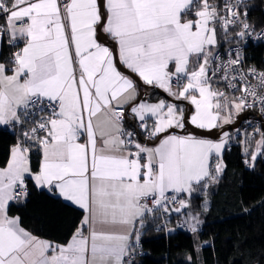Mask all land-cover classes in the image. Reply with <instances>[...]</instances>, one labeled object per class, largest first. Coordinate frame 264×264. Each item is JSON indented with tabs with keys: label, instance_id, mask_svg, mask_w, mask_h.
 <instances>
[{
	"label": "snow or ice",
	"instance_id": "obj_1",
	"mask_svg": "<svg viewBox=\"0 0 264 264\" xmlns=\"http://www.w3.org/2000/svg\"><path fill=\"white\" fill-rule=\"evenodd\" d=\"M245 9L243 0H0V36L7 34L13 45L26 41L13 54V67L0 63V125H33L0 168V264H125L134 225L143 224L145 213H180L189 203L181 199L170 208L176 196L169 192L191 197L217 182L228 133L213 141L176 130L186 124L216 129L257 103L264 112V70L243 69L239 47L228 49L226 60L219 53L218 30L225 42L264 40V32L253 37ZM118 63L170 98L130 107L138 132L122 127L124 106L138 92ZM45 110L50 114L35 118ZM101 113L108 130L93 123ZM259 134L257 150L245 161L250 166L264 155ZM33 146L41 155L35 171ZM28 179L85 211L67 244L41 240L20 227L19 217L8 216L9 203L29 195ZM198 215L186 221L193 233ZM98 224L127 230L98 231Z\"/></svg>",
	"mask_w": 264,
	"mask_h": 264
},
{
	"label": "trees",
	"instance_id": "obj_2",
	"mask_svg": "<svg viewBox=\"0 0 264 264\" xmlns=\"http://www.w3.org/2000/svg\"><path fill=\"white\" fill-rule=\"evenodd\" d=\"M210 1L220 5L222 0ZM248 7L251 21L263 26L264 0H250ZM218 41L220 47L234 42H225L219 30ZM16 46L5 41L2 59L7 64ZM253 52L252 61L264 65V44L255 46ZM23 129L17 125L0 127V166L7 164L11 148L22 139ZM244 145L241 140L229 144L223 154L225 168L217 182L209 185L207 192L192 193L190 203L200 221L197 231L190 230L185 209L168 213V228L161 225L160 214L148 213L139 239L143 246L131 264H264V156H257L254 166L246 164L252 153L245 151ZM30 158L35 171L41 155L34 146ZM27 185L29 195L13 201L9 213L19 216L22 225L38 236L68 242L85 211L46 190H38L30 179ZM182 196L185 200L186 195ZM207 198L210 207L204 209L202 203Z\"/></svg>",
	"mask_w": 264,
	"mask_h": 264
},
{
	"label": "built area",
	"instance_id": "obj_3",
	"mask_svg": "<svg viewBox=\"0 0 264 264\" xmlns=\"http://www.w3.org/2000/svg\"><path fill=\"white\" fill-rule=\"evenodd\" d=\"M250 0H243L244 5H246V11L248 13V23L254 26V33H253V37L255 36L256 33H260V32H264V25L259 27L258 25H256L255 23H253L250 19V8L248 7ZM223 4V0L221 1L220 5ZM236 31L239 30V28L237 27L235 29ZM264 44V40L261 39H255V38H247V42H241L239 44H237L236 41L229 43L227 45H225L224 47H219V53L221 55V57L223 59H228L226 52L228 49L230 48H237L239 47L241 50V55L243 58V64H242V68L243 69H248V68H255L257 70H264V65L259 66L258 64L254 63L252 61L253 58V49L255 46ZM20 49L16 48L12 54H14L15 52L19 51ZM264 57V54H263ZM251 83L255 84L256 81L254 79H252L251 77L249 78ZM173 85H175V81L173 82ZM218 89H220L221 91H226V94L228 96H233V93L230 90H227L225 88V86L223 84H218L217 86ZM234 95H240L239 92L235 93ZM249 103H251V98L249 99ZM35 111V110H34ZM244 111H248L250 112V115L247 119L243 120L242 124L240 127H238L237 129L230 131L229 134V143L230 145L232 144V142L234 141V139L236 140L237 138H243V137H248V138H254L257 134L264 132V112L261 111V106L259 103L256 104L255 107H250V108H246L244 109ZM126 113H127V108L124 107V114L122 115L121 119H122V127L126 130V131H134V132H138V121H134V123H128L127 119H126ZM50 113L47 112V110H45L44 112H38L37 115L35 116L36 119H39L40 116H45V115H49ZM16 126V125H15ZM17 126L22 127L21 125L17 124ZM24 131H27L30 127H32V123L31 121H25L24 122ZM16 128V127H15ZM17 129V128H16ZM257 129H259V133L256 131ZM142 143L145 142L144 141V137L143 136H138L137 137ZM27 183V180H26ZM176 196V200L175 202H172L169 206L170 208H175V207H179V200L183 199L182 193L177 195L175 193L169 192L168 196L169 198H171L172 196ZM149 206L151 207V201H148ZM153 213H158L162 216V220H161V225H163L164 227L168 228L170 226V222H168V213H165L163 211L162 208L157 209L155 211H153ZM142 243L141 241H138V243H134L133 245V250H131V252H129V254L126 256V260L128 264H131L135 261L136 257H137V250L142 248Z\"/></svg>",
	"mask_w": 264,
	"mask_h": 264
},
{
	"label": "crops",
	"instance_id": "obj_4",
	"mask_svg": "<svg viewBox=\"0 0 264 264\" xmlns=\"http://www.w3.org/2000/svg\"><path fill=\"white\" fill-rule=\"evenodd\" d=\"M209 3H212V4H214L213 2H211L210 0H209ZM188 18H194V17H192V16H189ZM0 19H2V17H0ZM4 23H5V20L4 21H0V26H3L4 25ZM9 39H10V37L7 35V34H4V35H2V36H0V63H3L4 65H5V67L6 68H11V67H13V65L11 64V63H9V64H7L3 59H2V53H3V47H4V43H5V41H7L8 43H9ZM26 41L23 39V38H20V39H18L16 42H15V44L13 45V44H11L12 46H16L15 48H18V49H21L23 46H24V43H25ZM10 44V43H9ZM106 46H108V47H110V48H112V44L111 43H108ZM14 48V49H15ZM12 56H13V54H12ZM12 56H11V59H12ZM119 68V67H118ZM119 70L120 71H122L120 68H119ZM170 70H172V67L170 66ZM123 72V71H122ZM125 73V72H124ZM6 75H12V73H11V71H8V72H6L5 73ZM126 75H129V74H127V73H125ZM131 76V75H130ZM132 77V76H131ZM132 79L134 80V82L136 83V86H137V92H138V95H137V97H136V99L135 100H133L129 105H125L124 107H126L127 108V113H126V119L128 120V119H130V120H133V121H138L134 116H133V114L129 111V109H130V107L132 106V105H134L135 104V102H136V100L138 99V97H139V95H140V88H139V86H138V84H137V82H136V80L132 77ZM174 86V85H173ZM217 86H218V84H216V85H214V87H216L217 88ZM175 87V86H174ZM229 97H231V96H229ZM159 99H165V100H168L167 98H165L164 96H161L160 94H158V93H152V95H150V96H144V98L142 99V100H140L139 102H141V101H146V102H148V103H154V102H156L157 100H159ZM181 107H185V108H187V105H185V104H181ZM243 112V111H242ZM235 115L233 114V117H234ZM233 120H234V118H233ZM151 120H149V123L151 124ZM93 123L94 124H99L100 126H101V128H103V129H105V130H108L110 127H111V124H110V122L108 121V118H107V116L104 114V113H101V114H99L96 118H94V120H93ZM10 126H12V125H0V127H10ZM179 133V132H178ZM179 134H191V133H187V132H184V133H179ZM193 136H196L197 138H206V139H211V140H213V141H219L220 139H213V138H209V137H201V136H197V135H194V134H192ZM20 141V140H19ZM18 141V142H19ZM229 137H228V143H226V145H225V147H224V149L222 150V153H221V157H223V154H224V151L229 147ZM17 142V143H18ZM80 142H84V139L82 138L81 139V141ZM16 143V144H17ZM97 144H98V148L100 147V145L102 144V141L99 139V132H98V142H97ZM31 154V153H30ZM29 154V155H30ZM9 159H10V157H9ZM30 161H31V158H30ZM216 162H217V157L215 156V155H213L212 156V158H211V163H212V166H213V168H214V166H215V164H216ZM7 165V164H6ZM6 165H4V166H0V168H4V167H6ZM219 178V177H218ZM211 185V184H210ZM209 187V186H208ZM206 192H207V190H206ZM182 194H184V195H186V198L185 199H187V197H188V195L186 194V193H182ZM207 195V194H206ZM207 200H209L208 198L207 199H204V201H203V203H202V206H203V208L204 209H208L209 207H210V202H207L206 203V201ZM13 202V201H12ZM12 202H10L9 203V207H10V204L12 203ZM67 202H69V201H67ZM69 203H71V204H73L72 202H69ZM75 205V204H74ZM75 206H77V205H75ZM9 207H8V216L9 217H19V216H17V215H12V214H10L9 213ZM79 207V206H78ZM185 213H187V219H188V217H189V214H192V215H196L197 213H194V211H193V209H192V206H191V203H190V206L187 208V209H185ZM185 213H184V216H185ZM85 215H86V213H85ZM84 215V216H85ZM148 215V213H145V215H144V218H143V224H141L139 221H137L136 223H135V225H134V229H135V231L133 232V235H132V238H131V240H130V243L132 244V245H134V243L136 242V240H135V236H136V233H138L139 234V239L141 238V228L143 227V225L145 224V220H146V216ZM186 218V217H185ZM19 219H20V217H19ZM20 227H22V228H24L26 231H28V232H30L32 235H34V236H36V237H38L39 239H41V240H45V241H49V242H51V243H53V244H61V245H65V244H67V242H65V243H57V242H55V241H53V240H50V239H47V238H44V237H41V236H38V235H36V234H34V233H32L30 230H28V229H26L23 225H22V223H21V219H20ZM96 228H97V230L98 231H115V232H124V231H126L127 229L126 228H123V227H120V226H115V227H113V226H108V225H97L96 226ZM88 231H89V229L87 228V227H85V229H84V234L85 235H88ZM129 252H131V250L129 251ZM51 253H49V255H50ZM126 259V257L124 258V260Z\"/></svg>",
	"mask_w": 264,
	"mask_h": 264
},
{
	"label": "water",
	"instance_id": "obj_5",
	"mask_svg": "<svg viewBox=\"0 0 264 264\" xmlns=\"http://www.w3.org/2000/svg\"><path fill=\"white\" fill-rule=\"evenodd\" d=\"M111 43V42H110ZM112 44V43H111ZM113 47V44H112ZM118 67L125 73L131 75L137 82L139 88H140V95L138 97V99L136 100V103H139L140 100H142L144 98V96H150L152 95V93H158L161 96H164L165 98L170 99L166 93L163 92V90L160 89H155L149 86H146L142 83V81H140L134 74H131L128 72L127 69H125L122 65H120L118 63ZM185 105H187V109L188 111H191L192 109L188 106V102H181ZM250 115V112L248 111H244L241 112L240 114L237 115L236 119L233 120V122L231 124H226L223 125L222 127L216 128V129H212V130H205V129H199L194 125L191 124H186V127L184 130H176L179 133H191L197 136H201V137H209V138H213V139H220L222 137V134L226 131H233L235 129H237L238 127L241 126L243 120L247 119Z\"/></svg>",
	"mask_w": 264,
	"mask_h": 264
},
{
	"label": "rangeland",
	"instance_id": "obj_6",
	"mask_svg": "<svg viewBox=\"0 0 264 264\" xmlns=\"http://www.w3.org/2000/svg\"><path fill=\"white\" fill-rule=\"evenodd\" d=\"M181 104H183V103H181ZM233 114L235 115L233 118H236V116L238 115V114H235V113H233ZM226 133H228V136H229L230 131H226ZM222 136H223V134H222ZM260 139H261L260 134H257L254 138L243 137V138H237L236 140H241L245 144L244 146L246 147L247 151L249 153L250 152L253 153V152H255L257 150V141H259ZM236 140L234 139V141H236ZM227 143H228V141H227ZM258 156H264V155H258ZM222 160H223V165H224V168H225V161H224V158L223 157H222ZM224 168H223V171H224ZM223 171L219 174V177L223 174ZM185 200H187V202L190 205V197L188 196L187 199H185ZM207 202H210V200H207L206 203ZM184 217H186V219H187V213H185V216Z\"/></svg>",
	"mask_w": 264,
	"mask_h": 264
},
{
	"label": "flooded vegetation",
	"instance_id": "obj_7",
	"mask_svg": "<svg viewBox=\"0 0 264 264\" xmlns=\"http://www.w3.org/2000/svg\"><path fill=\"white\" fill-rule=\"evenodd\" d=\"M243 112H244V110H243ZM237 117V116H236ZM236 118H234V120H235Z\"/></svg>",
	"mask_w": 264,
	"mask_h": 264
}]
</instances>
